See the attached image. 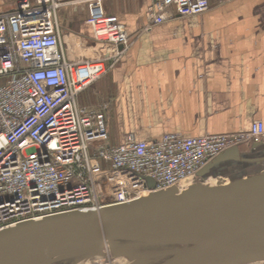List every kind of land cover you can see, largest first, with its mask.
<instances>
[{"label": "built area", "instance_id": "built-area-1", "mask_svg": "<svg viewBox=\"0 0 264 264\" xmlns=\"http://www.w3.org/2000/svg\"><path fill=\"white\" fill-rule=\"evenodd\" d=\"M105 0H19L0 13V231L29 221L98 211L166 192L196 178L213 159L264 146V125L247 132L157 141L131 134L113 144L107 105L81 107L79 95L103 79L132 45ZM83 5V24L104 46L96 59L66 60L58 12ZM208 0H152L143 32L173 19L200 16ZM155 183L146 186L145 179Z\"/></svg>", "mask_w": 264, "mask_h": 264}, {"label": "crops", "instance_id": "crops-1", "mask_svg": "<svg viewBox=\"0 0 264 264\" xmlns=\"http://www.w3.org/2000/svg\"><path fill=\"white\" fill-rule=\"evenodd\" d=\"M17 1L0 0V13L12 10ZM151 4H103L124 26L132 45L107 76L79 95L77 104L107 105L110 143H122L128 134L136 141H157L168 133L199 137L247 132L257 121L264 125V0H208L209 9L200 16L181 17L172 11L173 19L143 32ZM79 11L72 5L58 12L69 61L98 53L81 48L92 34L82 23L86 13ZM254 152L251 156L259 157L264 147ZM244 168L259 174L255 170L264 163Z\"/></svg>", "mask_w": 264, "mask_h": 264}, {"label": "water", "instance_id": "water-1", "mask_svg": "<svg viewBox=\"0 0 264 264\" xmlns=\"http://www.w3.org/2000/svg\"><path fill=\"white\" fill-rule=\"evenodd\" d=\"M264 146L253 145L251 153ZM255 153V152H254ZM264 163L233 149L216 165ZM146 186L155 183L145 179ZM157 192L137 201L29 221L0 231V264H55L92 256L98 248L132 243L166 247L146 255L158 264H250L264 262V173L223 186L197 184L180 194ZM157 264V263H152Z\"/></svg>", "mask_w": 264, "mask_h": 264}, {"label": "rangeland", "instance_id": "rangeland-1", "mask_svg": "<svg viewBox=\"0 0 264 264\" xmlns=\"http://www.w3.org/2000/svg\"><path fill=\"white\" fill-rule=\"evenodd\" d=\"M77 7L80 9V13H83L85 16V7L83 5H77ZM70 8V7H69ZM68 9L67 7L62 8L61 10ZM61 14V12H60ZM59 18V14H58ZM84 19L82 20L83 23ZM70 26V25H69ZM86 44L82 46V49H90V48H96L98 53H96L95 56H91V58L87 59H96L99 57V52H101L100 49H104V46H101L100 44H97L96 41L93 40V38H89L88 35L85 36ZM78 48H76L77 50ZM96 51V52H97ZM105 51V50H104ZM260 151V150H259ZM247 155L251 156V152L247 153ZM227 164H221L213 166L209 169L207 174L205 176H201V178L196 177L193 179H189L187 181L180 182L173 187H171L168 191L174 190L172 194H175L177 190L185 189L186 183H189L190 185H197V184H203L204 181L207 180H213V179H221L224 180L222 183L229 184L230 181L238 179V178H245L250 175H252V171L245 170L244 167L247 165H241L239 168L234 169H227ZM241 169V170H240ZM255 171H258V173H264V168H259ZM183 184V186H182ZM192 186V185H191ZM180 187V189H179ZM143 195L142 197H144ZM166 247L161 246H149L145 244H132V243H119L116 244V248L114 251H122L124 252L123 255H116L113 251L110 250L108 245H104L97 250H95L92 253V256H85L78 257L77 259L71 260L70 262H66L67 264H152V263H161L164 258H151L146 255H149L152 252L157 251H163ZM39 264H44L39 263ZM250 264H264V262H256V263H250Z\"/></svg>", "mask_w": 264, "mask_h": 264}, {"label": "bare ground", "instance_id": "bare-ground-1", "mask_svg": "<svg viewBox=\"0 0 264 264\" xmlns=\"http://www.w3.org/2000/svg\"><path fill=\"white\" fill-rule=\"evenodd\" d=\"M187 181V180H185ZM224 180L221 179H213V180H207L203 182V185L207 186V187H215V186H223L226 185L225 183H222ZM193 186V184H191ZM191 185L189 183H186V188L185 189H181V190H177V192L175 193L176 195L180 194L181 192L190 189ZM183 186V184H182ZM175 187V186H174ZM180 189V187H179ZM174 190H170L169 193H172ZM147 196H144L143 198H146Z\"/></svg>", "mask_w": 264, "mask_h": 264}, {"label": "trees", "instance_id": "trees-1", "mask_svg": "<svg viewBox=\"0 0 264 264\" xmlns=\"http://www.w3.org/2000/svg\"><path fill=\"white\" fill-rule=\"evenodd\" d=\"M71 260H74V259H66V260H63V261L55 263V264H67L66 262H70Z\"/></svg>", "mask_w": 264, "mask_h": 264}]
</instances>
